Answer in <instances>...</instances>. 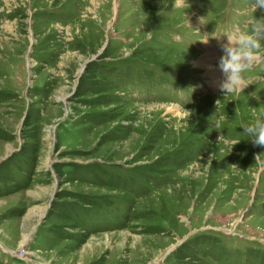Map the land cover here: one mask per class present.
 <instances>
[{
  "label": "rangeland",
  "instance_id": "rangeland-1",
  "mask_svg": "<svg viewBox=\"0 0 264 264\" xmlns=\"http://www.w3.org/2000/svg\"><path fill=\"white\" fill-rule=\"evenodd\" d=\"M254 2L0 0V264H264V48L197 65Z\"/></svg>",
  "mask_w": 264,
  "mask_h": 264
},
{
  "label": "clouds",
  "instance_id": "clouds-1",
  "mask_svg": "<svg viewBox=\"0 0 264 264\" xmlns=\"http://www.w3.org/2000/svg\"><path fill=\"white\" fill-rule=\"evenodd\" d=\"M253 8L264 12V0H255ZM227 36L228 43L222 46L223 55L218 61L224 77L219 89L224 95L242 92L247 86L244 73L252 67L257 54L264 48L261 43L264 41V17H253L246 30H238ZM240 128L244 135L251 138L254 145L264 146V109L260 110L252 122L242 123Z\"/></svg>",
  "mask_w": 264,
  "mask_h": 264
},
{
  "label": "bare ground",
  "instance_id": "bare-ground-1",
  "mask_svg": "<svg viewBox=\"0 0 264 264\" xmlns=\"http://www.w3.org/2000/svg\"><path fill=\"white\" fill-rule=\"evenodd\" d=\"M212 48L209 46L206 53L202 55V59L198 61L197 65L206 68V72L213 77L214 84L219 86L220 82L223 80V73L218 66V61L215 58L213 52H210ZM28 236L26 235L25 240ZM24 240V241H25ZM21 242V245L24 244Z\"/></svg>",
  "mask_w": 264,
  "mask_h": 264
},
{
  "label": "water",
  "instance_id": "water-1",
  "mask_svg": "<svg viewBox=\"0 0 264 264\" xmlns=\"http://www.w3.org/2000/svg\"><path fill=\"white\" fill-rule=\"evenodd\" d=\"M93 59H94V58H92L91 61H92ZM88 62H89V61H86V62L84 63V67L87 65ZM84 67L81 69V72L79 73V75L82 74V72L84 71ZM79 75H78V76H79Z\"/></svg>",
  "mask_w": 264,
  "mask_h": 264
},
{
  "label": "crops",
  "instance_id": "crops-1",
  "mask_svg": "<svg viewBox=\"0 0 264 264\" xmlns=\"http://www.w3.org/2000/svg\"><path fill=\"white\" fill-rule=\"evenodd\" d=\"M10 251V250H9ZM9 253H11V252H9Z\"/></svg>",
  "mask_w": 264,
  "mask_h": 264
}]
</instances>
